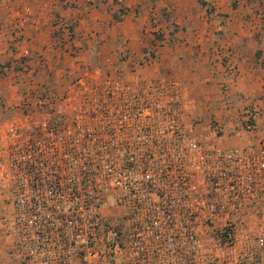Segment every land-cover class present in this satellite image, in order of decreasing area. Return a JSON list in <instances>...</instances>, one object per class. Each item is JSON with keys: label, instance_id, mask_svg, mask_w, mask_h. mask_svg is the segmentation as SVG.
I'll return each instance as SVG.
<instances>
[{"label": "built area", "instance_id": "1", "mask_svg": "<svg viewBox=\"0 0 264 264\" xmlns=\"http://www.w3.org/2000/svg\"><path fill=\"white\" fill-rule=\"evenodd\" d=\"M162 82L86 76L61 108L23 103L0 139L16 264H264V143L222 147L217 120L200 139ZM168 88L172 108L159 101Z\"/></svg>", "mask_w": 264, "mask_h": 264}, {"label": "crops", "instance_id": "2", "mask_svg": "<svg viewBox=\"0 0 264 264\" xmlns=\"http://www.w3.org/2000/svg\"><path fill=\"white\" fill-rule=\"evenodd\" d=\"M205 1L210 6L199 0H124L127 12L115 21L120 5L114 0H0V139L13 122H23V103L38 114L39 100L51 97L61 108L80 79L90 76L100 86L115 76L132 87L158 78L174 83L189 108L183 121L201 114L208 129L206 117L213 114L224 126L216 140L222 147L264 143V0ZM148 32L163 35L165 52L133 67L147 55L142 50ZM231 63L234 73L228 71ZM171 89L159 99L167 108L173 107ZM197 100L205 109H197ZM248 111L256 114V132L243 126ZM5 159L0 141V165ZM7 208L0 201V264L9 261L3 262L17 242Z\"/></svg>", "mask_w": 264, "mask_h": 264}, {"label": "rangeland", "instance_id": "3", "mask_svg": "<svg viewBox=\"0 0 264 264\" xmlns=\"http://www.w3.org/2000/svg\"><path fill=\"white\" fill-rule=\"evenodd\" d=\"M90 5H95L97 7L99 5V3L98 2H91ZM143 37L147 41H144L146 46H145V44L143 45L144 48L142 50V53L143 54L146 53L147 55L144 54V56H142V58H140L139 60L136 61V64L131 63V64H134V65H132L133 67H135L137 64H139V66H147L152 61V59L156 58L157 56L160 59L161 55H163V52H165L164 50L166 49V47H165V49L163 50L164 45H166L168 43V42L165 41L164 38H162L163 37L162 34H157V33H153L152 34V37H156L158 39L155 43L153 42L152 37H150V32H148L146 34L143 33ZM122 45H123V43L120 44L121 47H122ZM112 46H113V44H112ZM124 46H126V44H124L123 47ZM181 63H182V61H181ZM183 64H185V63H183ZM232 66L234 67V64L231 63L229 65V67H228V71L234 73V68H232ZM186 68L188 70L189 69L192 70V68L189 67V66H186ZM166 71H168V69ZM163 76H164L163 77V79H164L166 75H163ZM193 76H196L194 71H193ZM176 78H178V77H176ZM158 79H161V78H158ZM158 79H155V80H158ZM172 79L175 80L174 77ZM177 81H179V80H177ZM158 82H162V80H158ZM162 83H165V81H163ZM179 92H180L179 93V97L181 98L182 97L181 91L179 90ZM162 93L164 94V92H162ZM165 96L166 95L164 94L163 97H165ZM198 107H199V109L200 108L201 109H203V108L205 109V104H202V101L199 104V101L197 100V109H198ZM206 118H208L209 121L208 120L207 121L210 122V121H214L216 117L213 114H207ZM203 120H204V118H203V116L201 114H194V116L192 117V119L190 121L191 125L193 124L192 127H193V132L195 133L194 135H196L198 137L200 136V139H204L205 137H208V135H209V134H204V133H206V131H208V129H206L205 126L203 127ZM130 156H134V157L135 156H140L142 164H145L146 162H149L150 159H151L150 155H130ZM166 156L167 155H165V157ZM12 252H14V250H12L10 254L6 253V256H8V259L6 258V260H3V262L8 261V260L9 261L6 262L5 264H16V260H15V257L13 256Z\"/></svg>", "mask_w": 264, "mask_h": 264}, {"label": "trees", "instance_id": "4", "mask_svg": "<svg viewBox=\"0 0 264 264\" xmlns=\"http://www.w3.org/2000/svg\"><path fill=\"white\" fill-rule=\"evenodd\" d=\"M115 3H117L118 5H120V8L118 9V11H116L113 15V19L115 21H121L122 20V16L127 12L126 8L123 6V1L124 0H114ZM201 5L204 6V7H208L210 6V3H208L207 1L205 0H199ZM213 10L212 9H209V12L211 13ZM165 16L168 17V15L164 12ZM169 18V17H168ZM177 30V27L174 26L172 27V31H171V35L174 36L175 35V32ZM0 69H1V66H0Z\"/></svg>", "mask_w": 264, "mask_h": 264}]
</instances>
